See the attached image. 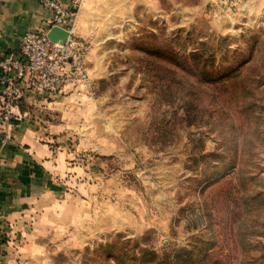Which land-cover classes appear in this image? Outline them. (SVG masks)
Masks as SVG:
<instances>
[{"label":"rangeland","instance_id":"rangeland-1","mask_svg":"<svg viewBox=\"0 0 264 264\" xmlns=\"http://www.w3.org/2000/svg\"><path fill=\"white\" fill-rule=\"evenodd\" d=\"M160 5L83 38L53 145L90 206L20 264H264V0Z\"/></svg>","mask_w":264,"mask_h":264},{"label":"crops","instance_id":"crops-1","mask_svg":"<svg viewBox=\"0 0 264 264\" xmlns=\"http://www.w3.org/2000/svg\"><path fill=\"white\" fill-rule=\"evenodd\" d=\"M59 1L77 11L75 33L82 39L103 27L102 16L113 12L112 5L122 14L135 7L144 13L163 11L162 0H81L78 9L77 0ZM51 16L40 0H0V51L17 50L22 35L44 27ZM72 90L77 89L68 87L60 96H25L11 120L0 124V264H20L41 251L47 239L90 206L83 198L84 169L56 144L64 135L53 133L66 125L62 115L70 105L62 103V95Z\"/></svg>","mask_w":264,"mask_h":264},{"label":"built area","instance_id":"built-area-1","mask_svg":"<svg viewBox=\"0 0 264 264\" xmlns=\"http://www.w3.org/2000/svg\"><path fill=\"white\" fill-rule=\"evenodd\" d=\"M52 12L44 27L29 30L21 37L17 50L0 51V124L13 117V108L25 96H57L87 78L89 44L78 37L76 13L59 0H40ZM81 0L74 3L78 9ZM52 27L67 31L66 39L52 41Z\"/></svg>","mask_w":264,"mask_h":264},{"label":"water","instance_id":"water-1","mask_svg":"<svg viewBox=\"0 0 264 264\" xmlns=\"http://www.w3.org/2000/svg\"><path fill=\"white\" fill-rule=\"evenodd\" d=\"M67 34H68L67 31H65L64 29H62L60 27H52L48 31L47 36L52 41L60 40L61 42H63L66 39Z\"/></svg>","mask_w":264,"mask_h":264},{"label":"trees","instance_id":"trees-1","mask_svg":"<svg viewBox=\"0 0 264 264\" xmlns=\"http://www.w3.org/2000/svg\"><path fill=\"white\" fill-rule=\"evenodd\" d=\"M176 260H177V258H176ZM187 263V262H186ZM176 264H178V263H176ZM180 264H183V263H180Z\"/></svg>","mask_w":264,"mask_h":264}]
</instances>
